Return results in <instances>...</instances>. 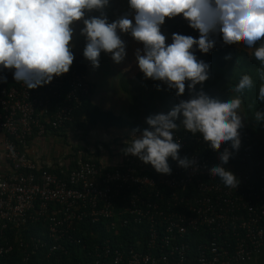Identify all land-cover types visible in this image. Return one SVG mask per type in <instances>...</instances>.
<instances>
[{
	"label": "built area",
	"instance_id": "built-area-1",
	"mask_svg": "<svg viewBox=\"0 0 264 264\" xmlns=\"http://www.w3.org/2000/svg\"><path fill=\"white\" fill-rule=\"evenodd\" d=\"M178 20L179 28L187 25ZM0 76L6 77L0 82V257L17 246L29 264L40 249L47 257L68 255L75 244L84 252L73 264H244L263 251L264 153H256L244 126L224 165L238 178L236 188L208 171L225 144L211 149L188 134L175 139L180 156H195V171L170 160L171 174L150 175L142 168L148 171L147 164L122 153L125 140L113 144L123 155L113 164L92 155L71 169L69 159L48 165L31 154L30 143L69 128L91 95L88 76L69 68L35 89L13 80L10 70ZM83 223L111 234L84 244L77 234ZM138 225L147 237L117 243L121 230L129 238L128 227Z\"/></svg>",
	"mask_w": 264,
	"mask_h": 264
},
{
	"label": "clouds",
	"instance_id": "clouds-1",
	"mask_svg": "<svg viewBox=\"0 0 264 264\" xmlns=\"http://www.w3.org/2000/svg\"><path fill=\"white\" fill-rule=\"evenodd\" d=\"M111 4L112 0H0V72L10 70L13 80L35 89L69 71L78 38L83 40V58L95 69L102 52L116 64L124 61L126 35L141 45L133 54L143 78L158 81V91L161 85L173 91L176 102L166 112L147 115L146 127L132 130L122 153L160 174H171L169 158L195 171V156H180L181 143L174 138L182 126L187 133H198L208 148L225 144L218 152L219 163L208 171L226 187L236 188L238 178L224 165L232 155L229 149L240 146L242 93L253 87V79L241 75L229 96L209 94L203 82L209 78L210 64L196 53H209L217 38L224 45L242 41L259 63L256 100L264 101V0H126L123 11L110 15ZM176 17L198 35L172 32L169 42L162 26L165 18ZM4 80L0 76V82ZM255 121H264V112L255 111Z\"/></svg>",
	"mask_w": 264,
	"mask_h": 264
},
{
	"label": "trees",
	"instance_id": "trees-1",
	"mask_svg": "<svg viewBox=\"0 0 264 264\" xmlns=\"http://www.w3.org/2000/svg\"><path fill=\"white\" fill-rule=\"evenodd\" d=\"M179 24L180 22L178 20V17L173 19L166 18V29L170 34L172 32H176L178 34L192 35L194 38L198 35V33L188 27V25H183L181 28H179ZM251 53L252 49L247 48L242 43V41H237L232 45H224L219 38H217L216 44L209 53L201 54L197 51L196 54L198 58L203 59L210 64V75L209 78L205 82H203L204 87L206 88V86L209 85L212 90V92L209 91V93L211 94H217L220 90L224 93L226 92V90H229L231 92V87L238 82L240 76L243 74H248L252 77L253 87L259 85L258 73L256 71V69L259 67V63L255 60ZM225 57H227V59ZM70 68H75L80 72L86 73L87 66L83 56L80 55L78 57H74L73 63ZM227 76H229V79L227 78ZM212 78H214L219 83H222V85L218 86L216 83H213L214 80H211ZM91 85L92 88L90 91L92 93V82ZM224 85H226V88ZM126 89L128 91L130 90L131 93L133 92L132 94H135V89H133L132 87ZM146 89L145 91H147ZM185 92H187V88ZM147 102L145 101V103L140 105V113H142V116L140 118H138L137 115L132 119H126L122 116L116 115L111 110H105L97 104L93 103L90 97L87 98L84 101L82 107L74 111L73 119L68 124L70 128H72L73 130H77L81 134V139L85 141V145L72 146V149L74 151L68 158L70 169L75 167L78 164L79 160H86L89 157H92V155H99L98 149L95 152H91L89 149L90 133L93 132L98 126H102L105 129L125 128L131 131L133 129L139 130L146 127L144 119L149 114H145V112H147L149 109V107H147ZM155 107L157 106L155 105ZM244 127L250 130L253 137H255L252 142L256 143V153H264V130L260 128L259 123H252L250 126L244 125ZM186 134L192 135L191 133L185 132V130L181 126L176 130L174 138H176V135L184 136ZM196 136L200 137L198 133L196 134ZM108 147L109 146L106 145V149ZM115 151L117 152V150ZM170 160L171 158L168 159V163L170 162ZM147 165L149 166V170L147 171L144 167H142L144 172L150 173V175L158 174L151 165ZM128 228H130L128 229V233H131L129 235V238H126L127 234L126 232H124L123 234L122 230L121 235L116 236V238L119 239L117 243H120L122 247H126L128 246V244H135V240L139 237H147V230H145L146 226L144 225L130 226ZM106 233H108V235L111 234L107 232L105 228H98L97 225H94L92 223H83L82 226H80V230L77 234L78 236L84 238V244H92L102 241ZM191 242L196 243L193 240ZM143 247L136 245L135 248L136 250L141 251L144 249ZM83 252L84 251L82 250V245H78L77 247L75 244H72L69 249L68 255L57 252L54 253L51 257H47L46 252L43 249H40L35 254L31 255L28 262L29 264H73L75 260L82 257ZM0 264H25L22 263V251L16 246L11 254L0 257Z\"/></svg>",
	"mask_w": 264,
	"mask_h": 264
},
{
	"label": "crops",
	"instance_id": "crops-1",
	"mask_svg": "<svg viewBox=\"0 0 264 264\" xmlns=\"http://www.w3.org/2000/svg\"><path fill=\"white\" fill-rule=\"evenodd\" d=\"M125 7L123 8V10ZM122 9L115 8L111 5L109 14L119 13ZM164 33L169 37L170 33L166 29V18L164 23ZM126 41V56L124 61L119 64L114 63L108 55L103 52L100 54L99 66L92 69L89 63L86 62V75L93 84L92 93L90 99L93 103L102 107L105 110H111L116 115L122 116L126 119H132L135 116L140 118V105L145 103L146 85L153 83L151 79H144L143 74L138 70V67L134 60V50L141 45L137 44L130 37L124 36ZM83 40L78 38L75 41L73 48L74 57L82 55ZM109 59V61L107 60ZM104 61V62H103ZM105 61L107 63H105ZM104 64V66H103ZM109 65L108 67H106ZM135 89V94H132L130 90L126 88ZM132 133L128 129L112 128L105 129L102 126H98L93 132L90 133V139L95 136L98 142L99 156L102 157L106 163L113 164L116 160L123 158V155L118 154L113 145L115 141L126 140ZM109 135L111 136L110 138ZM69 141V142H68ZM82 141V144H79ZM84 142V143H83ZM85 145V141L81 139V134L77 130L72 128H66L59 133H50L42 138L34 139L30 143V152L33 156L37 157L44 164H66L68 163L72 146ZM106 145L109 147L106 149ZM91 152L97 151L89 145ZM112 152H110V151ZM53 165V166H54ZM244 264H264V249L263 251L254 257L252 260Z\"/></svg>",
	"mask_w": 264,
	"mask_h": 264
},
{
	"label": "rangeland",
	"instance_id": "rangeland-1",
	"mask_svg": "<svg viewBox=\"0 0 264 264\" xmlns=\"http://www.w3.org/2000/svg\"><path fill=\"white\" fill-rule=\"evenodd\" d=\"M111 5L115 8L123 10V8L126 7V0H112ZM163 30H164V26H162V31ZM107 60L109 61V59H107ZM105 63H107V62L105 61ZM103 66H104V64H103ZM108 66L109 65H107L106 67H108ZM227 78L229 79V76H227ZM211 80H214L213 83H216L218 86L222 85V83H219L214 78H212ZM157 83H159V82L156 81V82L150 83L149 86L148 85L146 86L147 91H145V92H147V94L145 97V101L146 102L148 101L147 107H149V109L147 112H145V114H148V113L152 114V113H156V112H166L171 107V105L176 102V97L174 96V92L168 91V96H167V91L164 90L163 85H161V88L159 91L156 89L155 84H157ZM260 83H261V81L259 80V84ZM224 86L226 88V85H224ZM258 86L259 85H256V87H252L251 89L245 90L242 93V104L240 106V112L243 114V116L245 118V120H244L242 117V122L244 125L250 126L252 123H254V124L259 123L260 128H262L264 130V121H260V122L255 121V111L264 112V101L258 102L256 100V95L258 93ZM197 87H199V85ZM203 89L208 93H209V91L212 92L211 87L209 85L206 86V88L203 85ZM218 93L224 94L226 96H229L232 94L229 90H226L225 93L220 90V91H218ZM209 94H211V93H209ZM183 98H187V92H185ZM155 105L158 108L155 107ZM263 134H264V131H263ZM110 137L111 136L109 135V137H107V138H110ZM89 141H90V145L92 147H94V149H96V147H98V144H97L98 140L96 141L94 134H93V137L91 139H89ZM79 144H82V141H80ZM70 149H72V148H70ZM73 151L74 150L72 149L71 152H73Z\"/></svg>",
	"mask_w": 264,
	"mask_h": 264
}]
</instances>
